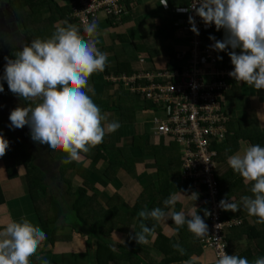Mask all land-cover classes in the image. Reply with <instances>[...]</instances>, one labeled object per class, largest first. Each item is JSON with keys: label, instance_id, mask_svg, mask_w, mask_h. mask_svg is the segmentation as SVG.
<instances>
[{"label": "clouds", "instance_id": "clouds-1", "mask_svg": "<svg viewBox=\"0 0 264 264\" xmlns=\"http://www.w3.org/2000/svg\"><path fill=\"white\" fill-rule=\"evenodd\" d=\"M76 1L71 0V13L67 15L71 20V16L78 20L74 15L78 7ZM135 1L137 0L133 4ZM161 4L167 7V0H162ZM191 8L205 26L214 24L216 30H224L222 40H216L214 36H209V39L214 41L210 48L217 52L232 49L228 51V55L233 68L228 75L236 82H243L256 90H264V0H193ZM98 13L105 16L102 12ZM92 18H88L84 24L87 38L80 34L77 25L66 24L57 27L47 39H33L14 53V59L5 58L3 76L0 77L7 82L12 94L28 102L27 106L10 111L9 127L21 129L28 126L34 143L67 154L63 160L65 164L79 160L81 153L101 144L106 134L121 127L116 121L104 126L102 121L106 117L89 95H95L94 89L89 86V77L95 72L104 71L108 60L107 53L97 47L99 41L95 37L98 22L93 19L88 23ZM188 22L191 25L190 31L199 35L194 17L189 16ZM236 49H240L239 54ZM3 91V84H0V92ZM222 139L221 137V141ZM8 148L9 141L0 135V157L6 154ZM227 163L245 183H251L252 195L243 196L241 202L247 214L257 218L255 223L264 224V147L241 142V149L230 155ZM191 195L194 200L203 196L198 192ZM176 202L177 198L170 195L163 204L165 207L171 206L173 210L165 212L160 207L149 210L147 206L139 210L137 216L141 221L140 230H133L134 235H130L129 239L135 240L137 244L147 243L154 229L144 221L152 219L160 222L169 218L176 226L175 230L186 225L198 242V239L206 237L207 221L197 211L189 215L175 211ZM205 202L202 201L204 207ZM219 207L225 211L226 217L227 211L235 212L240 206L230 199H221ZM233 226L236 227L234 221L227 227L225 237ZM46 239V233L26 218L8 222L0 227V264H29L30 257ZM200 246L202 248L201 244ZM172 247L184 255L185 250L178 243ZM228 254L224 250L217 258L213 254L215 264H264V257L249 261L246 257ZM183 264L195 262L190 258Z\"/></svg>", "mask_w": 264, "mask_h": 264}, {"label": "trees", "instance_id": "trees-1", "mask_svg": "<svg viewBox=\"0 0 264 264\" xmlns=\"http://www.w3.org/2000/svg\"><path fill=\"white\" fill-rule=\"evenodd\" d=\"M167 2L170 9L169 17L161 19L160 25L154 32L149 33V36L143 39L142 43L133 45L132 52L145 54L151 59L161 53L166 56L173 55V47L167 46L163 42L168 39L175 38L174 33L176 31V27L174 26V22L179 17L175 10L177 8L184 7L188 0H167ZM133 3L134 0L125 1L127 11L130 10ZM7 4L9 6L10 13L13 16L14 23L19 25L22 30V44L16 47L11 46L8 48L6 53L4 47L0 48V53H2L0 54V68L3 70L4 65L6 64V57L8 59H14V53L20 50L24 45L29 44L33 39L49 38L50 35L45 34L43 28L48 23L54 21L56 17L57 19L64 21L65 25L73 24V20L67 16L69 8L60 7L52 0H24L23 2L18 0H7ZM42 9H47L49 11V15L45 19H42L40 15V11ZM80 34L84 36L81 30ZM204 36L207 40H210L209 36H214L216 40H222L224 38V30H216V28H213L211 31L205 33ZM231 50L232 49L229 48L226 51H221L222 64L226 68L233 67L228 55V51ZM235 51L239 52L240 49H236ZM131 61V55H118L116 57V69L114 70V73L130 74L133 72L131 71ZM3 88L7 95L15 97L16 100L23 106H27V101L22 100L9 91L7 83L4 84ZM115 93L119 100L117 105H109V102L102 99L101 94L99 93L95 95L89 93V95L92 96L94 103L99 106L101 112H118L121 117V123H132L134 121V112L136 110L133 104V95L125 92L121 88H119L118 92ZM225 94V96L229 97H238L240 96V88L235 83ZM263 94L264 91L258 90V95ZM1 101L2 100L0 99V102ZM10 111V109L0 106V135H3V137L9 141L8 149L11 161L10 167L7 168L5 172L8 178H13L15 177V168L18 166L23 167L27 195L32 204L40 228L47 235L45 242L49 244H53L58 238L55 235L56 231L61 227L60 221H62V212L60 208H58V203L52 193H48L46 197L40 196L45 192L44 169L47 163L56 169L58 180L63 186H65L64 192H62L63 198L67 197L69 199L72 208L75 211L74 213H76L79 221L84 225H87L90 232H95V237L100 240L96 246L97 264H109L115 259L127 260L130 264H135L129 253L128 255H117L111 251L105 239L109 237L112 229L117 223L124 224V230L127 229V223H129L130 219L134 216L138 217L137 212L144 209L145 206H147L149 210L160 207L164 209L165 212L171 209V206L165 207L163 201L170 195L173 196L175 194L179 183H184L188 191L195 193L198 192L204 196V191L197 190L189 181L181 182L180 177L177 176L179 175L181 161L180 151L176 143L171 142L166 146L152 145L147 147L142 144L141 139L134 138L133 144L139 147L142 155H150L154 158V165L156 166V172L158 173L157 187L154 185L146 187L139 194L135 205L127 214L118 210V205L115 204V202L119 200V198L116 194L112 195L103 207L98 203L97 196L95 194L88 195L86 192L87 189L91 188V185L87 182V177L90 172L84 168H79L77 170V175L83 180V187L74 189L70 180L64 178V175L66 171L75 168L76 162L73 161L65 164L63 163V160L66 158L67 154L61 150H51L47 146H43V148H41V146L34 143L28 135L22 134L21 136H17L16 129L9 127L10 121L8 117ZM235 123L238 125V128L234 127ZM226 127L227 135L225 140L214 144L217 152L215 157L216 162H225L230 155H233L238 150V143L241 140L248 141L250 144H259L261 147H264V130L260 129L256 119L236 120L234 118H230ZM114 146L115 142L113 132L108 134V141H106L104 137L101 144L91 148V150L86 153H81V155L89 157L94 154L93 159L95 161H106L108 167L105 171V176L108 179L114 178L119 170L132 172L136 161L140 162V159L136 160V158H133L127 148H121L120 151L123 158L121 160H114L109 154V150L114 148ZM174 176H176L175 180ZM216 180L218 183V196L220 200H228L233 197V203H237L241 207L243 206L241 198L246 195H252L250 192L251 183H245L243 178L239 174L233 172L230 167L222 173L217 172L216 170ZM203 196L199 197H201L202 201H205ZM3 201V195L0 188V205L3 204ZM179 209L180 206L176 203L174 210L179 211ZM201 211L204 216L203 219L206 222V207H204V205L201 208ZM144 223L154 229L156 233L155 246L163 254V259L156 264H169L175 261H180L181 258L178 257V255H170V248L173 250L172 245L176 244V242L162 234L158 222L149 219L144 221ZM169 223L174 229L176 228L171 219ZM185 228L186 225L179 230H176L181 240L186 243L189 237L196 239L194 235L189 231L187 232ZM263 236L264 229L262 224H249L244 220L239 226H233L229 229V233L226 236L229 254L246 257L249 261H253L258 257H264L263 246L254 245L255 239ZM243 238L246 240V244L244 245L245 249L238 244V242ZM179 245L181 246V244ZM188 250L191 252L190 249ZM135 258L138 262L136 264H140L139 258L136 256Z\"/></svg>", "mask_w": 264, "mask_h": 264}, {"label": "crops", "instance_id": "crops-1", "mask_svg": "<svg viewBox=\"0 0 264 264\" xmlns=\"http://www.w3.org/2000/svg\"><path fill=\"white\" fill-rule=\"evenodd\" d=\"M52 1L60 7H68L70 9L69 13H71V0ZM161 3L162 0H137L121 21L117 23L107 19L101 13L89 19L88 23L93 19L98 22V32L95 37L99 41L97 47L102 52L107 53L108 56L105 70L93 73L89 77V86L94 89L95 94H101V98L107 100L109 105L118 104L119 100L115 92H118L119 88L123 89L119 84L111 81L112 76L122 74L114 73L116 69V57L118 55L127 54V50L139 43V39H145L149 36V33L155 31L160 25L161 19L169 17L170 9L168 2L167 7ZM48 12L47 9H42L40 11L41 18H47L49 15ZM133 14L142 17V20L138 21L135 26L133 23ZM71 17L73 24L77 25L83 32L84 37L87 38L86 33H84V27L86 25L80 24L75 17ZM63 25L65 26V22L56 17L54 21L45 25L43 30L45 34L51 36L56 30V27ZM136 28H139L138 32ZM174 37L175 38L163 42L167 46H172L174 53L171 56H167L161 68L166 66L169 59H173L179 52L187 48L185 42L179 38V30L177 27ZM237 54H239V52H237ZM139 56H142L144 59L142 62L138 61ZM159 58L162 60V57ZM149 62L151 64H149ZM130 65L131 71L133 72L150 70L155 67L152 59L142 53H139L136 59L130 62ZM235 83L240 88V96L225 97V110L229 118H234L236 120L256 119L260 129L264 130V94L258 95V90L243 82ZM4 95L6 96L5 92ZM137 101L138 99L133 97V104L136 108L133 123H121V117L118 112H101L102 115L106 117V120L102 121L104 126L113 121L119 122L121 125V127L114 132L115 146L109 150L110 156L114 160H121L123 157L120 149L127 148L133 158H136V160L140 159V162L136 161L133 171L126 172L125 170H119L114 178L108 179L105 176V171L108 167L107 162L104 160L95 161L93 159L94 154H92L89 157L81 155V158L75 161V168L66 171L64 175V178L70 180L72 187L77 189L78 187H83V180L76 172L79 168L87 169L90 172L87 177V182L91 185V188L86 190L87 194H95L98 203L103 207L112 195L116 194L119 200H117L115 204L118 205V210L124 214L130 212L139 194L146 187L151 185L157 187L158 183V173L156 172L153 156L142 155L139 147L133 144L134 138L137 139L142 135L144 137V139L141 140L142 144L147 147L152 145H165L160 144L157 138L150 133V124L148 122L149 114L142 110L140 106L141 102L138 101L136 104ZM137 117L142 119L141 123H136ZM234 127L238 128V125L235 123ZM151 138H153L154 142H151ZM105 140L108 141V134L105 135ZM241 142L250 144L248 141H239V148L236 152L241 149ZM10 164L9 150L7 149L6 154L0 157V188L4 200L3 204L0 205V227L6 225L10 221H21L25 218L33 225H38L40 227L27 195L24 169L21 166L16 167L15 177L8 178L5 171L10 167ZM228 168L227 160L225 162H217V172L222 173ZM175 177L176 176H174V180ZM44 183L45 192L40 196L46 197L48 193L53 194L58 203L57 206L62 212V221H60L61 227L56 231L55 236L58 237L56 241L53 244H49L45 241L42 242L37 252L30 257L29 264H97L96 246L100 240L95 237L96 233L93 231L90 232L89 227L79 221L69 199L67 197L63 198L62 192H64L65 186H57L55 184L50 186L46 183V176L44 177ZM192 193L193 192L187 190L184 183H179L173 196L177 198L176 203L180 206L179 211L184 212L186 215H189L193 211H197V214L203 218L201 197L198 196V198L194 200L191 195ZM230 200L234 201V198L232 197ZM170 210L173 209L171 208L168 211ZM225 219L231 221V223L234 221L236 222V226H239L244 220L249 224H254L257 218L249 216L246 213V209L241 206L239 210L235 212L227 211ZM169 221L170 218L158 222L162 234L174 240V242L181 244V247L185 250L184 255H181L178 251L170 248V255H178L181 260L169 264H183L184 261L190 258L194 260L195 264H215V258L211 250L202 249L199 242L192 237H189L186 243L182 241ZM140 223V219L136 216L130 219L129 223H127L128 227L125 230L124 224L117 223L112 229L109 237L104 239L111 251L117 255H128L129 253L135 264L138 263L135 256L139 258L140 264L159 263L163 259V254L155 246V231H153L152 235L149 237L148 242L144 244H137L135 240L129 239L130 235H134L133 230L137 232L140 230ZM262 227L264 229V224H262ZM185 230L188 232L187 226ZM238 244L245 249V238L240 240ZM254 245H262L264 248V236L255 239ZM188 249H190L191 252H189ZM109 264H130V262L127 260L115 259Z\"/></svg>", "mask_w": 264, "mask_h": 264}, {"label": "built area", "instance_id": "built-area-1", "mask_svg": "<svg viewBox=\"0 0 264 264\" xmlns=\"http://www.w3.org/2000/svg\"><path fill=\"white\" fill-rule=\"evenodd\" d=\"M124 1L77 0L74 15L82 25L98 12L117 23L127 12ZM192 2L188 0L176 11L179 17L175 26L187 46L184 51L163 68L122 73L112 76L111 81L141 102L142 110L149 114L150 133L160 144L178 145L181 182L189 181L204 191L208 235L198 240L217 258L222 250L228 254L225 232L232 223L224 220L225 211L219 207L214 144L226 138L230 118L225 110V93L236 81L228 75L233 67L223 66L222 59L217 58L222 52L211 49L214 42L204 36L215 25L205 26L191 8ZM189 16L194 17L199 35L190 31ZM143 60L138 57V61Z\"/></svg>", "mask_w": 264, "mask_h": 264}, {"label": "rangeland", "instance_id": "rangeland-1", "mask_svg": "<svg viewBox=\"0 0 264 264\" xmlns=\"http://www.w3.org/2000/svg\"><path fill=\"white\" fill-rule=\"evenodd\" d=\"M18 1L23 2L24 0H18ZM136 2L137 1H135V3ZM133 17H134L133 18L134 26L138 21L142 20L141 16H136L133 14ZM136 29L138 32L139 28H136ZM21 36H22V30L20 29L19 25H16V23H14L13 16L11 15L9 6L7 4V0H0V48L4 47V50H6L5 51L6 53L8 48H10L11 46L16 47L18 45H21L22 44ZM142 40L143 39H139L138 42L142 43ZM127 54L132 56V60H135L136 57L139 55V52H132V47H131L130 49L127 50ZM159 57H162V60H160ZM166 59H167V56L162 53L152 58L153 64L155 66L154 68H161L163 66V61L165 63ZM149 64L151 63L149 62ZM3 71L4 70L0 68V77L3 76ZM5 83L7 82L0 79V84H3L4 86ZM4 92H0V99L2 100L0 102V106H4L6 109L8 108L10 110H13L16 107L22 106L21 103L18 102L15 97L9 96L7 94L5 96ZM141 122H142V119L137 117L136 123H141ZM16 134L17 136H21L22 134H24L30 137V129L28 128V126H25L21 129H16ZM138 138L141 140L144 139L142 135L139 136ZM151 142H154L153 138H151ZM40 146L41 148H43V145H40ZM44 170H45V176H46V183H48L50 186L53 184L57 186L62 185L60 181L58 180L56 169L53 166L47 163L45 165Z\"/></svg>", "mask_w": 264, "mask_h": 264}, {"label": "flooded vegetation", "instance_id": "flooded-vegetation-1", "mask_svg": "<svg viewBox=\"0 0 264 264\" xmlns=\"http://www.w3.org/2000/svg\"><path fill=\"white\" fill-rule=\"evenodd\" d=\"M110 20V19H109Z\"/></svg>", "mask_w": 264, "mask_h": 264}]
</instances>
